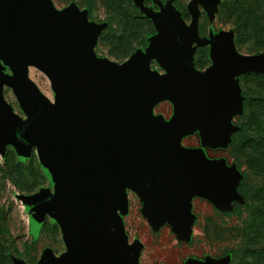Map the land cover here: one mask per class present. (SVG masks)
<instances>
[{
    "label": "rangeland",
    "instance_id": "1",
    "mask_svg": "<svg viewBox=\"0 0 264 264\" xmlns=\"http://www.w3.org/2000/svg\"><path fill=\"white\" fill-rule=\"evenodd\" d=\"M106 1L93 0L87 16L77 0H26L24 15L49 36L43 53L33 56L0 38V118L8 111L19 125L39 129L43 120L23 91L57 110L64 63L82 82L76 102L107 103L117 113L124 78H170L166 59L187 34L197 73L214 72L225 59L264 55L251 42L235 44L232 22L221 11L228 0H129L146 23L122 58V51L100 43L109 25L116 30ZM250 73L264 76V70L235 72L226 87L216 72L204 94L173 89L144 95L130 117V133L121 120L112 125L116 137L126 133L114 149L86 125L67 139L63 156L84 192L77 198L86 233L61 209L60 183L43 166L38 145L23 149L4 136L0 264H235L232 250L246 243L247 214L239 190L244 168L229 146L242 112V78ZM15 163L29 169L19 187L9 168Z\"/></svg>",
    "mask_w": 264,
    "mask_h": 264
},
{
    "label": "water",
    "instance_id": "2",
    "mask_svg": "<svg viewBox=\"0 0 264 264\" xmlns=\"http://www.w3.org/2000/svg\"><path fill=\"white\" fill-rule=\"evenodd\" d=\"M25 4V6H24ZM26 0H0V14L8 12L13 18L26 21L31 19L24 15ZM22 15H24L22 17ZM44 34L39 30L38 38L32 34L15 31L11 24L0 16V38L12 45L18 52L26 51L30 55H41L45 47ZM49 35H46L48 37ZM192 39V33L183 36V43L175 50H171L166 59V67L170 73L168 79L150 78L142 82H136L131 78H124L125 88L121 97L117 98L119 104V112H114L107 103L90 106L80 104L73 99V93L76 88L82 86V82L77 77L73 69H66L65 63L59 70V95L60 101L57 110L47 106L40 98H38L30 90H24L25 99L29 102L34 114H37L43 120V125L39 129L23 127L16 122L14 116L8 111L4 112V116L0 118V144L3 137L6 136L10 140L18 143L23 149H27L31 145H38V151L43 166L61 186L59 202L61 209H65V216L75 225L79 231L84 232L80 213L82 203L77 198V193H82L81 186L77 181L75 169L70 167L67 159L63 156V145L67 139L80 134L82 126H89L96 130L108 145L114 149L121 145L126 133H130L128 123L131 121L133 110L140 105L144 95L157 93L162 90L177 89L180 91L191 92L193 94H204L210 88L212 81L217 80L216 72H221L220 78L225 79L224 85L227 87L231 80V75L240 71H262L264 70V55L247 59L240 62H230L225 59L215 68L214 72L193 73L192 75H183L182 68L189 63L190 57L188 53V43ZM189 66V65H188ZM1 85V79H0ZM1 101V100H0ZM117 116V121L121 120V127L126 132L124 136L116 137L112 133V128L118 122L114 123L110 119L111 113ZM113 125V126H112ZM78 134V136H79ZM55 155L59 156V165L54 160ZM61 210V211H62ZM63 213V212H62Z\"/></svg>",
    "mask_w": 264,
    "mask_h": 264
},
{
    "label": "trees",
    "instance_id": "3",
    "mask_svg": "<svg viewBox=\"0 0 264 264\" xmlns=\"http://www.w3.org/2000/svg\"><path fill=\"white\" fill-rule=\"evenodd\" d=\"M77 1L90 16L93 0ZM105 7L116 15V30L109 25L100 43L118 53L122 51L119 54L124 58L131 53L146 19L129 0H107ZM221 11L224 18L232 22L237 46L251 42L258 51L264 49V0H228ZM242 83V112L232 135L229 154L238 168H244L239 190L247 214L241 230L246 243L232 250V255L235 264H264V76L250 73L243 76ZM22 167L20 163L9 167L17 187L23 183L24 174L29 173V169Z\"/></svg>",
    "mask_w": 264,
    "mask_h": 264
},
{
    "label": "bare ground",
    "instance_id": "4",
    "mask_svg": "<svg viewBox=\"0 0 264 264\" xmlns=\"http://www.w3.org/2000/svg\"><path fill=\"white\" fill-rule=\"evenodd\" d=\"M0 16L4 18L9 24H11V27L15 31H22L26 34H32L33 36L38 38L39 29L36 27V24L32 19H28V21H23L17 17L13 18L8 12H4L3 14H0ZM110 119L114 123L117 122V116L114 112L111 113Z\"/></svg>",
    "mask_w": 264,
    "mask_h": 264
},
{
    "label": "crops",
    "instance_id": "5",
    "mask_svg": "<svg viewBox=\"0 0 264 264\" xmlns=\"http://www.w3.org/2000/svg\"><path fill=\"white\" fill-rule=\"evenodd\" d=\"M189 65V66H188ZM183 75L187 74V75H192L193 73H195L196 71H193V67L190 66L189 63H187L183 68ZM225 80V79H224Z\"/></svg>",
    "mask_w": 264,
    "mask_h": 264
}]
</instances>
